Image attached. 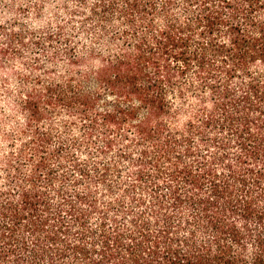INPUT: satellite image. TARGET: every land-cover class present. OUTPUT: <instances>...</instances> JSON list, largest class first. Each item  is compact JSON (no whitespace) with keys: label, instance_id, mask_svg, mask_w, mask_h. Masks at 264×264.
<instances>
[{"label":"trees","instance_id":"1","mask_svg":"<svg viewBox=\"0 0 264 264\" xmlns=\"http://www.w3.org/2000/svg\"><path fill=\"white\" fill-rule=\"evenodd\" d=\"M66 1L0 22V264H264V0Z\"/></svg>","mask_w":264,"mask_h":264},{"label":"rangeland","instance_id":"2","mask_svg":"<svg viewBox=\"0 0 264 264\" xmlns=\"http://www.w3.org/2000/svg\"><path fill=\"white\" fill-rule=\"evenodd\" d=\"M43 1H46V5L42 10ZM68 5L66 0H0V22L23 24L31 29H38L47 22H55L57 16L63 14L62 9ZM13 87L17 86L13 84ZM7 104L5 95L0 94V116L9 113L6 110Z\"/></svg>","mask_w":264,"mask_h":264}]
</instances>
